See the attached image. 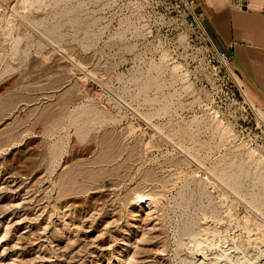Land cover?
Returning <instances> with one entry per match:
<instances>
[{"label":"rangeland","instance_id":"374dc122","mask_svg":"<svg viewBox=\"0 0 264 264\" xmlns=\"http://www.w3.org/2000/svg\"><path fill=\"white\" fill-rule=\"evenodd\" d=\"M0 47V264H264V126L196 3L0 0Z\"/></svg>","mask_w":264,"mask_h":264},{"label":"crops","instance_id":"0c3cea01","mask_svg":"<svg viewBox=\"0 0 264 264\" xmlns=\"http://www.w3.org/2000/svg\"><path fill=\"white\" fill-rule=\"evenodd\" d=\"M195 3L212 44L228 53L236 76L249 86L255 106L264 113V0Z\"/></svg>","mask_w":264,"mask_h":264},{"label":"bare ground","instance_id":"6f19581e","mask_svg":"<svg viewBox=\"0 0 264 264\" xmlns=\"http://www.w3.org/2000/svg\"><path fill=\"white\" fill-rule=\"evenodd\" d=\"M26 2V1H25ZM24 2V4H28V3H25ZM35 3V2H34ZM16 6V5H15ZM26 6V5H25ZM202 26V25H201ZM8 27V26H7ZM6 27V28H7ZM203 27V26H202ZM11 29V28H10ZM52 29V28H51ZM51 29H50V31H51ZM54 29H55V27H54ZM53 30V29H52ZM10 31V30H9ZM53 31H55V30H53ZM53 31H51V32H53ZM58 31V30H57ZM54 33V32H53ZM15 42H17V41H15ZM14 42V43H15ZM17 44H18V42H17ZM17 44H15V45H17ZM14 47V50H15V46H13ZM17 47V46H16ZM1 48V47H0ZM1 50V49H0ZM18 50V49H17ZM15 52V51H14ZM88 84V83H87ZM88 87V86H87ZM88 88H90L91 89V91L94 89V85L93 84H89V87ZM89 91V90H88ZM248 91H250V90H248ZM94 92V91H93ZM92 92V93H93ZM94 94H95V92H94ZM39 130V129H38ZM14 168V167H13ZM19 168V167H18ZM5 169V168H4ZM17 169V168H16ZM29 170V169H28ZM31 170V169H30ZM13 171V170H12ZM17 171V170H16ZM18 172H19V170H18ZM32 171H30V173H31ZM20 173V172H19ZM36 173V172H35ZM221 174H223V173H220V176H221ZM8 175V174H7ZM25 175V174H24ZM24 175H18V174H16V173H10V179L7 181V180H5V181H7L8 182V184H7V186H2V188H4V189H8V190H10V191H16V190H18L19 188H21L22 189V187L23 186H25V184H26V180L24 179L25 177H24ZM224 175H225V173H224ZM223 175V176H224ZM38 176V175H37ZM225 176H227V175H225ZM224 176V177H225ZM228 176H229V174H228ZM232 176V175H231ZM27 177V176H26ZM234 177V176H233ZM233 177H232V179H233ZM223 178V177H222ZM231 179V180H232ZM237 179V178H236ZM37 180V179H36ZM237 182H238V180H236ZM235 181V182H236ZM33 182H35V180L33 181ZM32 182V183H33ZM226 182V181H225ZM228 183H229V181H228ZM227 183V184H228ZM29 185V184H28ZM231 185V184H230ZM238 185V184H237ZM237 185H236V187H237ZM38 187V186H37ZM62 187V186H61ZM1 188V187H0ZM1 188V189H2ZM28 188V187H27ZM67 188V187H66ZM96 188V187H95ZM26 189V188H25ZM234 189H235V187H234ZM237 189V188H236ZM63 190V189H62ZM26 192H28V191H26ZM5 193V192H4ZM1 194V193H0ZM137 194V193H136ZM139 194V193H138ZM15 195V194H14ZM17 195V194H16ZM15 195V196H16ZM63 196V195H62ZM33 197V196H32ZM58 197H60V196H58ZM10 198V197H9ZM17 198V197H16ZM22 198V197H21ZM57 198V197H56ZM155 198L156 197H154V194L152 193V192H141L140 191V194H139V198H138V202H137V206L138 207H143L145 210H146V208H151V207H153V204L156 202V200H155ZM3 199V198H2ZM29 199V198H28ZM23 200V199H22ZM42 200V199H41ZM5 201V200H4ZM11 201V200H10ZM137 201V200H136ZM19 202V201H18ZM18 202H16V203H18ZM10 203V202H9ZM21 203V202H20ZM136 203V202H135ZM11 204V203H10ZM35 204V203H34ZM254 204V203H253ZM38 206V205H37ZM36 206V207H37ZM55 206V205H54ZM23 207H24V205H23ZM39 207V206H38ZM60 207V206H59ZM136 208V207H135ZM67 209V208H66ZM14 210V209H13ZM35 210V209H34ZM36 210H38V208L36 209ZM35 210V211H36ZM41 210V209H40ZM31 211V210H30ZM33 211V210H32ZM39 211V210H38ZM41 211H43V210H41ZM11 212V211H10ZM96 212V211H95ZM101 212V211H100ZM13 213V212H12ZM29 213V212H28ZM33 213H36V212H33ZM87 213V212H86ZM112 213H114V212H112ZM63 214V213H62ZM68 214V213H67ZM99 214V213H98ZM36 215V214H35ZM34 215V216H35ZM64 215V214H63ZM28 216H29V214H28ZM38 216H36V218H37ZM61 217V216H60ZM63 218V217H62ZM35 219V218H34ZM120 221V220H119ZM84 223H86V222H84ZM63 226V225H62ZM77 226V225H76ZM46 227V226H45ZM66 227V226H65ZM64 227V228H65ZM88 227V226H87ZM58 230V229H57ZM56 230V231H57ZM69 230V229H68ZM78 231V230H77ZM52 234V233H51ZM55 234V233H54ZM64 234V233H63ZM54 236V235H53ZM58 236V235H57ZM3 238V237H2ZM74 238V237H73ZM229 237H227V239H228ZM72 240V239H71ZM70 240V241H71ZM229 240V239H228ZM232 240V239H231ZM230 240V241H231ZM196 241V240H195ZM220 241V240H219ZM72 242V241H71ZM71 242H70V244H71ZM232 242V246H230V248H227V250L225 249H223V251L222 252H218L219 254H216V255H212L213 257H209V258H206V255H203V253L201 254V252L203 251V249L202 248H204V246L205 245H207V244H200V241H199V244L197 245V247H196V252H197V254H199L200 256H201V264H216V262L218 261V260H220L221 258H226L227 259V257L228 256H230L231 254H233V255H235L236 254V250H237V248H236V246L233 244V241H231ZM69 243V242H68ZM73 243V242H72ZM215 243V242H214ZM213 243V244H214ZM252 243V242H251ZM255 243V242H254ZM56 244V243H55ZM83 244V243H82ZM210 244V243H209ZM236 244V243H235ZM73 245V244H72ZM72 245H71V247H72ZM81 245V244H80ZM96 245V244H95ZM203 245V246H202ZM215 245V244H214ZM219 245V244H218ZM253 246H254V244H252ZM252 245H251V247H252ZM250 246V245H249ZM16 247V246H15ZM66 247V246H65ZM68 247V246H67ZM100 247V246H99ZM207 247H209L208 245L205 247L206 249H207ZM217 247V246H216ZM221 247V246H220ZM238 247V246H237ZM54 248V247H53ZM69 248V247H68ZM204 248V249H205ZM254 248V251H255V249H256V253L258 252V251H260V250H262L260 247H258V246H256L255 245V247H252V249ZM257 248H258V250H257ZM259 248H260V250H259ZM264 248V247H263ZM64 249V248H63ZM54 250H56V249H54ZM77 250V249H76ZM211 250V249H210ZM216 250H217V248H216ZM220 250V249H219ZM102 251V250H101ZM205 251V250H204ZM93 252V251H92ZM195 252V253H196ZM217 252V251H216ZM67 253V252H66ZM65 253V254H66ZM99 253V252H98ZM102 253V252H101ZM210 254H211V252H209ZM65 254H61V256L60 257H62V258H64L65 260H66V264H70V260H71V258L72 259H74V257H70L69 259L67 258V254L65 255ZM94 254V253H93ZM97 254V253H96ZM204 254H205V252H204ZM209 254V255H210ZM238 254V253H237ZM56 255V254H55ZM70 255V254H69ZM75 256V255H74ZM96 256V255H95ZM94 256V257H95ZM223 256V257H222ZM237 256V255H236ZM45 257V256H44ZM98 258H99V256H98ZM200 258V257H199ZM230 259H231V256L229 257ZM228 258V259H229ZM89 259V258H88ZM227 259V260H228ZM225 260V259H224ZM248 260V259H247ZM247 260H246V263H247ZM85 261V260H84ZM232 261V260H231ZM59 262V261H58ZM65 262V261H64ZM79 262V261H78ZM95 262V261H94ZM222 262V261H221ZM230 262V261H229ZM244 262V261H243ZM242 262V263H243ZM248 262H249V260H248ZM1 263V262H0ZM5 263V262H4ZM60 263V262H59ZM74 263V262H73ZM75 263H77V261L75 262ZM98 263V261H96L95 262V264H97ZM226 263H227V261H226ZM232 263V262H231ZM238 262H236V264H237ZM241 263V264H242ZM65 264V263H64ZM79 264H80V262H79ZM99 264V263H98ZM101 264V263H100ZM103 264V263H102ZM225 264V263H224ZM243 264H245V263H243ZM250 264V263H249ZM254 264V263H253Z\"/></svg>","mask_w":264,"mask_h":264},{"label":"built area","instance_id":"2783aa9c","mask_svg":"<svg viewBox=\"0 0 264 264\" xmlns=\"http://www.w3.org/2000/svg\"><path fill=\"white\" fill-rule=\"evenodd\" d=\"M176 1H178L183 7H185V9H188V10H192L194 8V6H195V0H176ZM216 52H217L219 58L221 59V61L229 69V65L231 64V59H230V56L228 55V53L226 51H220V50H217V49H216ZM230 69L229 70H230L231 74L234 77V75H236V74H235L233 68H230ZM237 85H238L239 90L241 92H243L242 86L239 85V84H237ZM252 108H253V110H254L257 118H258L259 124L262 125V126H264V119L259 116L257 107L254 105V107H252Z\"/></svg>","mask_w":264,"mask_h":264}]
</instances>
